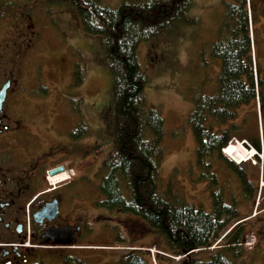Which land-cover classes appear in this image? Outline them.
<instances>
[{
	"label": "rangeland",
	"instance_id": "374dc122",
	"mask_svg": "<svg viewBox=\"0 0 264 264\" xmlns=\"http://www.w3.org/2000/svg\"><path fill=\"white\" fill-rule=\"evenodd\" d=\"M116 1L108 0V3L112 5ZM233 1L194 0L189 15L199 18V24L180 25L172 38L144 42L137 50L140 68L150 78L144 90L148 104L157 108L164 119V155L159 171L161 185L166 187L170 184L172 190L186 202L195 207L202 206L206 211L211 209V200L206 182L197 180L195 141L187 123L193 103L185 91L200 80L204 81L207 75L210 80L203 89L211 91L218 71V61L213 63L208 46L220 33L219 28L224 21L223 3ZM261 2H251L256 12L252 24L251 57L255 79L259 72L264 91V17L258 12ZM13 3L16 14L13 13L11 18L0 23V53L3 52L0 54V63L9 58V51H5L10 47L7 44H12L13 53H19L18 61L12 64L16 72L18 69V75H22L20 92L28 93L32 85L39 84L40 88L31 96L40 100L47 120L51 121L53 127L48 126L52 129L50 135L46 134V147L55 145L58 137L67 140V129L73 121L70 115L74 98L82 100V113L91 129L89 135L81 138L83 140L79 139L81 141L78 145L80 154L88 149V157L84 159L81 156L77 160L79 171L84 170L89 183L87 186L79 182L74 186L77 196H86L87 192L91 198L87 202L93 229V238L90 240L93 248L89 250L91 263L117 264L130 250L136 248L151 264H163L169 260L178 264V260L158 252L165 250L163 235L152 229L142 218L116 209L107 210L95 204L102 199L96 187L99 179L95 172L111 147L112 129L110 75L104 63L100 38L82 30L76 12L70 6H54L42 0H13ZM74 49L81 50L86 59V76L83 83L75 88L70 86L71 53ZM199 49L208 67L202 59L200 63ZM43 89L47 94L44 95ZM27 102L32 105L31 101ZM233 122L235 139L224 150L226 158L245 171L247 178L257 188L256 195L249 200L241 199L240 183L236 175L222 162L215 163L214 168L225 201H230V196L234 195L238 199L240 217H247L243 226V242L248 236L253 239L249 238L248 242L246 240L242 244L243 255L236 264H264V176L261 178L257 165H252L248 160L243 161L233 149L239 140L246 141V147L258 142L261 144V140L264 145V112L263 109L258 112L256 98L250 104L237 108V118ZM236 223L234 220L225 229L221 241L218 240L219 246L224 244V233ZM148 248H153V251H148ZM85 250L79 249L78 254L87 255Z\"/></svg>",
	"mask_w": 264,
	"mask_h": 264
},
{
	"label": "trees",
	"instance_id": "16d2710c",
	"mask_svg": "<svg viewBox=\"0 0 264 264\" xmlns=\"http://www.w3.org/2000/svg\"><path fill=\"white\" fill-rule=\"evenodd\" d=\"M42 1L72 7L82 30L101 40L110 75L112 129L111 147L95 172L99 179L96 187L102 196L96 205L142 218L163 235L164 251L180 256L178 264H236L243 255V226L247 219L240 217L234 195L225 201L214 164L222 162L236 175L241 199L256 195L257 188L245 171L224 153L234 137L237 108L255 100L256 87L264 108L263 80L259 72L255 79L251 58L247 0L223 3L220 33L208 46L213 63L218 61L211 91L203 89L210 80L208 75L185 91L193 103L187 123L195 141L197 180L206 182L209 211L186 202L170 184L161 185L164 119L157 108L148 104L144 90L150 78L140 68L137 56L140 44L168 40L178 26L199 24V18L189 15L194 0H118L112 5L108 0ZM261 1L258 12L264 17V0ZM250 12L253 24L256 12L252 6ZM71 55L70 86L75 88L86 76V59L78 49ZM201 59L208 67L199 49L200 63ZM72 104L77 125L71 136L80 139L91 129L82 113V100L74 98ZM234 220L237 223L229 227L222 237L224 244L219 246L217 240ZM117 264L151 263L141 253L132 252Z\"/></svg>",
	"mask_w": 264,
	"mask_h": 264
},
{
	"label": "flooded vegetation",
	"instance_id": "af4514ba",
	"mask_svg": "<svg viewBox=\"0 0 264 264\" xmlns=\"http://www.w3.org/2000/svg\"><path fill=\"white\" fill-rule=\"evenodd\" d=\"M14 12L13 0H0V23ZM7 46L9 58L0 63V91L5 87L0 104V264H92L91 198L74 190L79 182L89 183L77 164L78 157H88V149L80 154L83 139L73 137L76 112L70 115L67 140L57 136L58 142L46 147V134L53 127L40 100L31 96L39 84L20 92L22 75L12 64L19 53H13L12 44ZM58 166L68 177L49 183V171ZM79 249H86L87 255L78 254Z\"/></svg>",
	"mask_w": 264,
	"mask_h": 264
},
{
	"label": "bare ground",
	"instance_id": "6f19581e",
	"mask_svg": "<svg viewBox=\"0 0 264 264\" xmlns=\"http://www.w3.org/2000/svg\"><path fill=\"white\" fill-rule=\"evenodd\" d=\"M245 143L243 142H240V141H237L236 142V146H234L233 149H235L234 151L237 153V154H240L241 158L243 157V155H245L244 157H249L252 153H254L253 150H250L249 147H246L244 145ZM247 153V155H246ZM66 177V173L65 172H60L58 174H55L51 177V180L52 181H57V180H62Z\"/></svg>",
	"mask_w": 264,
	"mask_h": 264
},
{
	"label": "water",
	"instance_id": "95a60500",
	"mask_svg": "<svg viewBox=\"0 0 264 264\" xmlns=\"http://www.w3.org/2000/svg\"><path fill=\"white\" fill-rule=\"evenodd\" d=\"M4 95H5V87H3V88L1 89V91H0V104H1V102L3 101V99H4ZM62 171H63L62 166H58V167H56V168L51 169V170L49 171V175H55V174L60 173V172H62ZM50 208H52L51 205H50V207H48V208L46 209V211L50 210Z\"/></svg>",
	"mask_w": 264,
	"mask_h": 264
},
{
	"label": "built area",
	"instance_id": "2783aa9c",
	"mask_svg": "<svg viewBox=\"0 0 264 264\" xmlns=\"http://www.w3.org/2000/svg\"><path fill=\"white\" fill-rule=\"evenodd\" d=\"M249 238H250L251 240H253V239H252V236L248 237L247 239H249ZM253 238H254V236H253Z\"/></svg>",
	"mask_w": 264,
	"mask_h": 264
}]
</instances>
